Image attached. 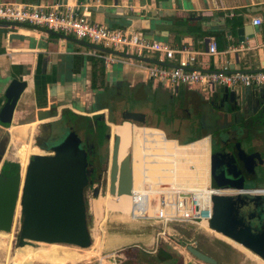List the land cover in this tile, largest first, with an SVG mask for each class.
Segmentation results:
<instances>
[{
	"label": "crops",
	"instance_id": "1",
	"mask_svg": "<svg viewBox=\"0 0 264 264\" xmlns=\"http://www.w3.org/2000/svg\"><path fill=\"white\" fill-rule=\"evenodd\" d=\"M0 3L46 9L92 7L95 11L89 9V17L94 23L128 30L166 43L174 50L184 46L195 52L190 69L230 73L264 71V0H0ZM256 18L261 19L260 26H254ZM71 39L76 38L54 36L45 28L28 24H0V109L5 103L4 91L11 82L25 85L15 106L11 126H0V172L5 162L18 164L22 171L18 150L23 144L41 152L36 147L37 138L47 139L52 135L59 140L60 132L66 128L65 121L60 119L65 110L90 118L104 112L105 125L118 124L121 114L111 121L114 109L100 101L110 98V91L117 97L125 89L124 99L129 91L143 100L145 91L156 94L158 90L177 98L168 118L170 124L180 120V115L189 118L190 109L206 115L199 111L203 105L209 107L207 115L211 116L212 112L222 118L226 107L232 105L228 102L220 105L221 87L208 93L198 86L170 87L150 79L143 69L124 62L107 69L93 56L95 50ZM210 42L216 44V55L207 54ZM143 58L148 60L144 62L146 65L174 68L180 55L175 54L171 59L159 54ZM243 89L246 88L237 86L234 91L239 94ZM138 112L145 114L149 126L164 132L158 117L161 112ZM226 117L230 121V115ZM206 136L211 135L203 134L199 139ZM166 137L178 142L176 138ZM34 154L27 157V164Z\"/></svg>",
	"mask_w": 264,
	"mask_h": 264
},
{
	"label": "water",
	"instance_id": "2",
	"mask_svg": "<svg viewBox=\"0 0 264 264\" xmlns=\"http://www.w3.org/2000/svg\"><path fill=\"white\" fill-rule=\"evenodd\" d=\"M95 11V8H89ZM54 36L63 37L60 34L48 31ZM75 43L84 45L100 53H108L113 56L132 58L135 61L148 62L143 57L129 56L93 44H87L82 40L71 39ZM230 73V72H226ZM236 73V72H233ZM252 73V72H238ZM23 83L11 82L4 91L5 103L0 109V126L8 128L12 124V116L15 106L23 92ZM220 105L228 102L240 108L244 113L247 108L255 109L264 105V87L252 90L243 89L239 94L226 87L219 91ZM129 122L138 127H145L146 116L139 112H126L118 120V124ZM48 127V126H47ZM50 136V134H48ZM52 139L51 137H48ZM48 151L34 154L26 166L24 179L21 184V172L12 177H6L0 173V232L9 233L14 223L17 202L20 206L19 238L39 240L44 238H57L70 241L75 237L77 228L82 222L87 221L84 196L89 185L87 154L82 147L79 137L70 132L65 140L54 144ZM238 156L236 162L242 169H252L256 155H247L240 145L237 146ZM220 153L210 157V180L214 187H221L225 183L214 176V161ZM237 177V176H236ZM230 194L214 196L213 216L209 221V228L226 238L241 245L264 261V231L258 233L257 240L249 238L243 225L239 231L231 233L236 211L241 200L246 195L261 192L256 190H244L242 183H230ZM21 188V190H20ZM94 194L108 192L110 196L132 194V184L115 187L106 183L101 188H95ZM254 199H264V193H258ZM18 246L24 243L18 241ZM186 250L197 260L205 264H217V261L199 251L195 246L187 245Z\"/></svg>",
	"mask_w": 264,
	"mask_h": 264
},
{
	"label": "built area",
	"instance_id": "3",
	"mask_svg": "<svg viewBox=\"0 0 264 264\" xmlns=\"http://www.w3.org/2000/svg\"><path fill=\"white\" fill-rule=\"evenodd\" d=\"M89 16V9L84 5L72 10L68 7L59 8L58 6L46 9L39 6L0 3V24L20 23L45 28L62 35V38L73 36L78 40H87L93 45L125 53L132 57H150L159 54L161 57L171 59L175 54L180 55L176 67L164 68L146 65L147 63L135 61L132 58L117 57L94 51L93 56L99 58L107 69L119 62H124L143 69L150 79L158 80L170 87L177 85L198 86L205 93L211 92L216 87H226L232 90L237 86L243 88L264 87V71L226 73L224 71L201 72L190 69L194 64L196 55L190 49L183 46L174 50L166 43L141 37L128 30L111 29L102 24L94 23ZM261 23L260 18L253 20L254 26H260ZM207 54H217L214 42L209 43ZM203 138L209 141L211 157V137ZM210 157L208 161L209 172ZM181 167H184L187 178L192 177L190 175H193L195 166L192 162L191 164L181 162L175 168L176 178L183 175ZM176 178H170V183L160 185V189L154 192H151V185L148 183L143 184L141 188L139 186L136 190L132 185V202L135 210L130 212V215L134 220L154 221L159 230L155 241L156 246L160 241L169 245L171 242L178 245L179 241L169 232L171 225L188 224L203 230L209 228V221L213 216L212 198L231 193L229 192L231 190L214 187L210 180V174L208 185L204 188L190 190H178L176 186L179 185V181ZM151 212L152 215L150 216L149 213ZM204 224L206 227L203 226Z\"/></svg>",
	"mask_w": 264,
	"mask_h": 264
},
{
	"label": "rangeland",
	"instance_id": "4",
	"mask_svg": "<svg viewBox=\"0 0 264 264\" xmlns=\"http://www.w3.org/2000/svg\"><path fill=\"white\" fill-rule=\"evenodd\" d=\"M136 76L140 77L138 74H136ZM158 91L156 94L145 91V98L143 100H139L137 96L132 95L130 91L128 92L127 98L124 99L126 96L125 89L122 95L120 94L117 97L114 96L113 91H110V98H103L100 101L102 103H107L114 109L115 114L112 115V118H110L111 121H115L119 113L123 115L126 112H138L142 110H148L149 112L158 111V113L161 112L162 114H158V117L161 118L165 134L169 137L176 138L179 143H187L191 140L201 137L203 134H211L212 136L216 137L217 134L220 133V127L217 123V120L222 118L220 114H217L216 116L212 114V112L211 116L207 115V110H209L207 105H203L199 110H202L204 113H206V115H199L195 113L193 109H190L189 118H183V116L180 115L178 116L180 120L171 124L168 123V118L171 116L173 106L178 102V100L177 98H171L164 92ZM216 91L217 90L215 88L214 92ZM145 127L151 126H149L147 122ZM62 135L63 134H59V141L63 139ZM167 139L173 140L169 138ZM83 147L90 154L94 152V150L89 149L85 143ZM248 147L249 145H243V150L248 152ZM218 148H220L218 141L214 142V144H212V150H218ZM107 152L108 160L109 149ZM18 155L22 164L27 162L28 152L24 144L19 148ZM129 160L130 164H132V154L130 155ZM104 165H106L107 168V163ZM224 177L229 179V181L238 179V177H234L233 174L230 175L228 173H226ZM248 185H250L248 187H253V185L250 183ZM94 190L95 189L93 188L86 189L84 196L88 229L92 237L91 246L87 249L88 251H91L93 257L76 264H168L165 262L159 263L156 260L158 251H164L165 253L170 254L173 258H175L174 260H178L177 264H205L197 260L186 250L185 247L187 245L195 246L199 251L216 260L217 264H259L257 260L251 257L249 258L247 255L245 256V253L239 251L232 244L217 237L215 234L216 232L213 230H211L213 232H209L200 229L197 226L188 224L171 225L169 226V232L179 241L178 245L174 244L173 242H171L169 245L168 243L160 241V243L156 246L155 241L159 230L158 226L154 224L153 220H133L129 218V215L104 209L102 213V216H104V221H100V219H98L99 206L96 209V217L93 216V213H91L90 210V203L95 198L93 192ZM106 194H108V192L99 195L105 197ZM251 198L254 199L253 197ZM149 215L151 216L152 212L149 213ZM239 219L241 225L245 227L249 238L253 241H256L258 239V233L264 230V222L262 218L258 215L252 217L251 219L241 218V216H239ZM100 224H102L101 228L103 230L101 237L97 235V227ZM19 226L20 210L18 215L14 218L12 229L9 232L12 233V231H15L13 233V236L15 234V239H13L11 243L12 264H22V261L24 262L23 264H43L39 262L59 264L64 260V258L46 255H36L31 258H24L21 255L15 254V251L19 248L17 244ZM100 241L102 242V250L100 253H96L95 251H97L99 248ZM29 246L31 248L36 247L34 244H29ZM61 247L72 248V246L68 245H61ZM36 260H38V262H36ZM0 263L8 264V257L3 250H0Z\"/></svg>",
	"mask_w": 264,
	"mask_h": 264
},
{
	"label": "bare ground",
	"instance_id": "5",
	"mask_svg": "<svg viewBox=\"0 0 264 264\" xmlns=\"http://www.w3.org/2000/svg\"><path fill=\"white\" fill-rule=\"evenodd\" d=\"M117 130H118V134H115L117 135L116 137L117 142L115 143L114 146H112L113 149L111 148V152L109 156L111 166L109 165L110 167L106 173V180H107L106 185L112 184L115 187H119L130 183L133 185L134 189L136 190L139 186L141 188L143 184L148 183L151 185V192H154L156 191L158 184L162 185L164 183H167V176L168 174L171 175L173 168L175 167L173 165V162L169 158L168 152H166L165 150V146L167 145H164V147L160 149L156 148L155 142L157 141V139L154 134H147L145 132V129L135 127L133 124L129 122L128 123L126 122L118 126ZM200 140H198L199 142L186 148V150L183 153V163L191 164L192 162V164L195 166L193 170V175L195 176L196 179V183L192 184V186L190 185L185 190L194 189L195 187L197 189V187L201 185V182H207L209 184V174L207 176L204 173V169L207 172L208 161L210 157L209 143L206 141L207 139L203 138ZM131 154L133 159L132 164H130V160H129ZM161 173H163V181L162 180L160 181L157 177ZM185 174L187 173L185 172ZM22 182H23V178L21 171V184ZM203 188H204V184H203ZM98 196L99 194H94L95 198ZM109 201H110V206H109ZM94 202L95 200L93 199L90 203V210L91 213H93V216L96 217L97 206L94 205ZM98 203L99 205L101 204L98 207V219H100V221H104V216H102L104 209L115 212H121L123 214L129 215V218L134 220V218H132L130 215V212L135 210L132 202V194L121 195L118 197H114L106 194L105 197L103 196V200H102V195H100ZM84 206L86 208L85 197H84ZM19 210H20V206L18 201L14 218L18 215ZM101 225L102 224L98 225L97 227V231L99 229L100 234L103 231ZM203 226L206 227L205 224ZM205 231L213 232L211 231L210 228H205ZM14 232L15 231H12V233L0 232V250H3L6 253L8 257V264H12L11 243L12 240L15 239L14 238L15 234L13 236ZM215 234L220 239H223L224 241L232 244L239 251L245 253V256L247 255L249 256V258L251 257L257 260L259 264H264V261L260 260L258 257L253 255L250 251H248L241 245L230 240L229 238H226L220 233L216 232ZM91 239L92 237L88 229V222L84 221L82 222V224L78 226L75 237L70 241H63L57 238L28 240V239H20L18 236L17 240L23 242L24 245L19 246V248L15 251V254L21 255L24 258H31L36 255H46L57 258H64V260L59 264H70L72 260L79 261L93 257L91 251H88L87 249L88 247L91 246ZM29 244H34L36 247L31 248ZM60 244L72 246V248L61 247ZM98 253H100V251ZM38 260H36V262H38ZM23 263L24 262L22 261V264ZM39 263L54 264V263H44V262H39Z\"/></svg>",
	"mask_w": 264,
	"mask_h": 264
},
{
	"label": "flooded vegetation",
	"instance_id": "6",
	"mask_svg": "<svg viewBox=\"0 0 264 264\" xmlns=\"http://www.w3.org/2000/svg\"><path fill=\"white\" fill-rule=\"evenodd\" d=\"M220 102V101H219ZM216 105V104H215ZM253 109V107H249L247 108V113L249 111H251ZM261 109V108H260ZM259 109V110H260ZM264 111V108L262 109ZM104 112L100 113V119L102 120H106L105 115L103 114ZM114 114V112L112 111L111 116ZM122 116V115H121ZM120 116V117H121ZM63 115H61L62 119ZM84 117L87 116H81V119L78 121V124L81 125L83 123H86V125L89 123L88 121H86L84 119ZM93 117V116H92ZM91 117V118H92ZM113 117V116H112ZM111 117V118H112ZM252 119V118H251ZM247 121L246 123V131L244 132H235V131H231L230 129H223L222 131L220 130L219 134L215 137V136H210L211 137V155L212 154H216V153H220V156L214 161V176L216 178H219L220 180H222L225 184L219 188L223 189V190H231L232 189V185L230 183H237V182H241L242 183V188L244 190H256V191H261V192H256V193H252L249 195H246L245 197H243V199L241 200V203L239 204V207L236 211V215L233 221V224H231V229L230 232L231 233H235L237 231H239V228L241 227V223H240V219L239 216H241V218H247V219H251L254 216H260L264 222V199H252L251 197H255L256 194L258 193H264V126H251V129H248V126L250 123V120ZM126 123V122H124ZM112 124L113 126H109L108 124H106L110 130H109V138L108 141L106 143L107 146L102 147V149L100 151L96 152V156L92 157V155L86 151V149L83 147L84 143L87 144L88 147H90V143H91V139L90 137L85 136L84 134H96V130L99 129V127L101 126L100 124H98V122L94 119H92L90 121V124H92V127L94 129V133H89L86 131V129L83 130V128H81L80 130H75L72 126L71 123H68L67 121H65V125L66 128L60 132V134H63L62 137V141L65 140V138H67V136L69 135L70 132H74L80 139L81 143H82V147L84 148L86 154H87V160H88V171L90 172L89 176H88V182L89 185L87 187V189H95V188H101L103 185H105L106 183V173L109 169L110 165V157L107 160V150L109 149V156H110V152H111V148L113 149L112 146L115 145V143L117 142V135L118 134V126L124 124ZM128 123V122H127ZM147 124V121H146ZM89 125V124H88ZM135 126V125H134ZM138 127V126H135ZM138 128H142L145 129V132L147 134H154L157 141L155 142V147L156 148H163L164 145L165 146V150L166 152H168L169 158L170 160L173 162V165L175 166L173 168V171L171 173V175L168 174L167 176V183H170V178H176V170L175 168L177 167L178 164H180L181 162L183 163V153L186 150V148L190 147L191 145L199 142H193L190 144H184L181 145L176 141L173 140H168L165 135L164 132L161 129L158 128H154V127H138ZM52 132H53V126H52ZM121 132V131H120ZM121 134V133H119ZM236 134H240V135H236ZM203 141V140H200ZM208 142V140H206ZM219 143V147L218 150H212V144H214V142ZM56 142H59L58 139L56 138H47V139H38L36 140V147H38L41 151H48L51 150L55 145ZM113 143V144H112ZM209 143V142H208ZM90 144V145H89ZM112 144V145H111ZM249 145V150L248 152H246L244 150V152L247 155H256V158L254 159L253 162V167L251 170L249 169H241L239 167V165L236 162V158L238 156V149L237 146L240 145L241 149L243 150V145ZM25 148L28 152V156L32 153L38 154L40 153V151H38L37 149H31L28 145L24 144ZM89 157V158H88ZM107 163V168H106V164ZM22 165V178L24 179V174H25V170H26V166H27V162L23 163L21 162ZM110 165V166H109ZM184 168V167H183ZM181 169V172L183 175L179 176L178 178H176L179 181V185L176 186V188H178V190H185L187 187H189L190 185L192 186V184L196 183V179L194 175H190L192 177H188L187 178V174H185V169ZM1 173V172H0ZM204 173L205 175L208 176L209 174V168L207 167V172L204 169ZM233 174L234 177H238L237 180L234 181H229V179L225 178V174ZM14 176V175H12ZM12 176H6V177H12ZM158 179L161 181H163V173L159 174ZM253 185V187H248L250 185ZM203 184L204 187L206 185H208L207 182H201V185H199L197 188H203ZM160 184H158V187L156 189V191H158L160 189ZM196 189V187L194 188ZM228 193V192H226ZM100 196V195H99ZM99 196L94 198L95 202L94 205L95 206H100L98 201H99ZM102 200H103V196H102ZM102 203V201H101ZM264 231V230H263ZM97 235H99L101 237L100 231L98 229L97 231ZM102 250V242L100 241L99 243V248L97 249L98 253L99 251L101 252ZM81 261L84 260H72L70 262V264H76L79 263Z\"/></svg>",
	"mask_w": 264,
	"mask_h": 264
},
{
	"label": "trees",
	"instance_id": "7",
	"mask_svg": "<svg viewBox=\"0 0 264 264\" xmlns=\"http://www.w3.org/2000/svg\"><path fill=\"white\" fill-rule=\"evenodd\" d=\"M263 108H264V105H262L261 107L257 109L253 108L248 113L247 112L243 113L239 106L231 105L229 107H226L224 115L222 116V119L217 120V123L221 131L223 129L228 128L231 131H235L238 133L239 132L242 133L243 131L244 132L246 131V123L249 120V118L250 119L252 118V119L250 120V123H248L249 124L248 129H251V126H256V125L263 127L264 126V111L262 110ZM62 115H63L62 119L64 121H67L68 123H71L75 130H80L81 128H83V130L86 129V131L89 133L91 132L94 133L95 131L92 127V124H90V121L92 119L96 120L98 124L101 125L99 129L96 130L97 131L96 134H84L85 136L90 137L91 139V143H90L91 145L89 144L90 145L89 149L94 150V152L91 154L92 157L96 156V152L102 149L105 142L107 143L108 138L110 136L109 134L110 128L107 125H105L104 121L100 119V116H93L92 118L84 117V119L89 122L88 123L89 125L88 124L86 125V123L79 125L78 121L81 119V116H78L68 110H65L62 113ZM227 115H230V121L227 120V117H226ZM236 135L238 136L240 134H236ZM195 140L197 139L191 140L187 143H180V144H188V143L194 142ZM17 173H19L18 164H14L10 162H5L3 164L2 169H1V174L5 176H12ZM174 259L175 258H173L170 254L165 253L164 251H158L156 255V260L159 263L165 262L168 264H177L178 260L176 261Z\"/></svg>",
	"mask_w": 264,
	"mask_h": 264
}]
</instances>
